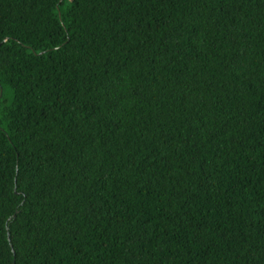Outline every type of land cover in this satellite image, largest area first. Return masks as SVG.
Returning a JSON list of instances; mask_svg holds the SVG:
<instances>
[{
  "label": "trees",
  "instance_id": "obj_1",
  "mask_svg": "<svg viewBox=\"0 0 264 264\" xmlns=\"http://www.w3.org/2000/svg\"><path fill=\"white\" fill-rule=\"evenodd\" d=\"M0 264H264V0H0Z\"/></svg>",
  "mask_w": 264,
  "mask_h": 264
},
{
  "label": "water",
  "instance_id": "obj_2",
  "mask_svg": "<svg viewBox=\"0 0 264 264\" xmlns=\"http://www.w3.org/2000/svg\"><path fill=\"white\" fill-rule=\"evenodd\" d=\"M0 92H1V87H0Z\"/></svg>",
  "mask_w": 264,
  "mask_h": 264
}]
</instances>
